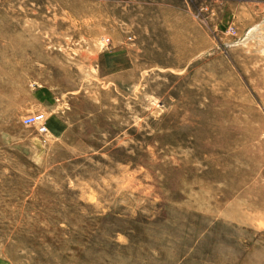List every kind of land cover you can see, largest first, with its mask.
<instances>
[{
	"label": "rangeland",
	"instance_id": "obj_1",
	"mask_svg": "<svg viewBox=\"0 0 264 264\" xmlns=\"http://www.w3.org/2000/svg\"><path fill=\"white\" fill-rule=\"evenodd\" d=\"M0 264H264V0H0Z\"/></svg>",
	"mask_w": 264,
	"mask_h": 264
},
{
	"label": "built area",
	"instance_id": "obj_2",
	"mask_svg": "<svg viewBox=\"0 0 264 264\" xmlns=\"http://www.w3.org/2000/svg\"><path fill=\"white\" fill-rule=\"evenodd\" d=\"M23 124L25 126H35L37 131L41 134L46 133L47 128L45 126V120L43 114L34 113L27 115L23 119Z\"/></svg>",
	"mask_w": 264,
	"mask_h": 264
}]
</instances>
